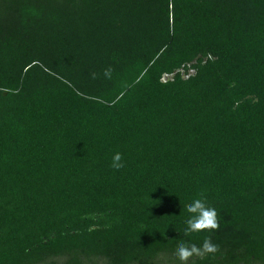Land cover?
Masks as SVG:
<instances>
[{
  "label": "trees",
  "instance_id": "1",
  "mask_svg": "<svg viewBox=\"0 0 264 264\" xmlns=\"http://www.w3.org/2000/svg\"><path fill=\"white\" fill-rule=\"evenodd\" d=\"M0 264H264V0H0Z\"/></svg>",
  "mask_w": 264,
  "mask_h": 264
},
{
  "label": "clouds",
  "instance_id": "2",
  "mask_svg": "<svg viewBox=\"0 0 264 264\" xmlns=\"http://www.w3.org/2000/svg\"><path fill=\"white\" fill-rule=\"evenodd\" d=\"M122 166L120 153H114L111 157L110 167L119 170ZM185 211L189 213L188 218L185 220V234L217 228V211L209 206L202 197L192 199L191 203L186 206ZM216 251L217 245L211 243L207 238L202 241L200 248H197L194 244L186 246L185 242H180L176 246L175 259L184 262L193 255L202 257L205 253L211 254Z\"/></svg>",
  "mask_w": 264,
  "mask_h": 264
}]
</instances>
